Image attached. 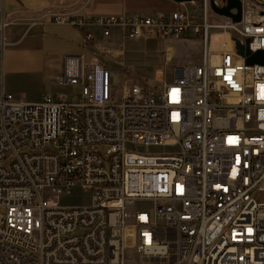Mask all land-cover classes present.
I'll return each instance as SVG.
<instances>
[{
  "label": "built area",
  "instance_id": "2783aa9c",
  "mask_svg": "<svg viewBox=\"0 0 264 264\" xmlns=\"http://www.w3.org/2000/svg\"><path fill=\"white\" fill-rule=\"evenodd\" d=\"M241 2L240 22L202 0L180 3H199L198 19L187 8L54 14L88 43L94 29L149 39L214 37L218 24L233 25L231 48L204 46L202 62L175 66L172 82L155 76L160 90L129 77L119 101V78L104 60L116 54L102 43L91 60L65 56L61 83L76 91L38 102L6 92L0 46V264H264V64L247 63L235 41L264 50V9H255L264 0ZM130 145L174 149L139 154ZM77 187L89 203L63 204ZM135 230L145 241H115ZM163 232L170 247L158 246Z\"/></svg>",
  "mask_w": 264,
  "mask_h": 264
},
{
  "label": "rangeland",
  "instance_id": "374dc122",
  "mask_svg": "<svg viewBox=\"0 0 264 264\" xmlns=\"http://www.w3.org/2000/svg\"><path fill=\"white\" fill-rule=\"evenodd\" d=\"M6 1V15L10 13V0ZM36 8V7H33ZM180 8H187L194 16H199L201 6L186 4ZM264 9V6L257 5L255 9ZM12 27H8V31ZM98 43L104 44L108 49L115 51L116 55L105 54L104 59L110 66L115 76L119 78L114 90L115 100L119 101L123 92L124 82L131 78L141 85L160 90L163 82L157 80L155 76L165 77L167 82H172L174 78V67L178 63L200 64L203 59V37L198 34H189L181 38L157 37L149 39H124L119 30H114L112 37H104L98 30ZM97 43V45H98ZM42 45V43H41ZM39 46L37 43H30L28 40L22 45L13 48H25ZM45 54L43 66L30 64L22 59L14 69L4 72V87L7 93H11L17 101L38 102L44 95L66 92L72 94L76 88L64 86L61 83L58 65L54 62L62 60L65 54L81 53L84 47L79 42L74 46L63 45L49 39L43 43ZM171 47V48H170ZM172 54V59L166 61V56ZM51 62V63H50ZM55 65H54V64ZM162 72V73H159ZM106 150V146L100 148ZM129 149L139 154L165 155L174 148L164 146H129ZM51 194V193H50ZM91 193L79 187L73 189L70 195L62 196V203L67 205H77L89 203ZM135 232H125V247H133V240H136ZM132 252L129 251L128 254Z\"/></svg>",
  "mask_w": 264,
  "mask_h": 264
},
{
  "label": "crops",
  "instance_id": "0c3cea01",
  "mask_svg": "<svg viewBox=\"0 0 264 264\" xmlns=\"http://www.w3.org/2000/svg\"><path fill=\"white\" fill-rule=\"evenodd\" d=\"M8 4L10 13L6 15L7 5L4 0L2 12L7 22L6 29L9 26L12 27L6 30L8 42L3 52L4 72L16 68L22 59L30 64L43 66L47 54L42 45L49 39H54L61 46H74L76 42H79L84 47L81 53L65 54L62 60L54 62L58 65L60 78L63 73L65 56L84 54L88 60H91V52L99 41L86 42L80 29L69 24L56 23L54 14H67L78 18L120 16L134 12L152 15L166 14L182 6L173 0H10ZM97 30L101 32L99 29H94L96 36ZM26 40L30 43H37L39 46L13 48L22 45ZM169 55L172 59V54ZM178 65L186 64L178 63Z\"/></svg>",
  "mask_w": 264,
  "mask_h": 264
},
{
  "label": "bare ground",
  "instance_id": "6f19581e",
  "mask_svg": "<svg viewBox=\"0 0 264 264\" xmlns=\"http://www.w3.org/2000/svg\"><path fill=\"white\" fill-rule=\"evenodd\" d=\"M211 0H202V8H210ZM5 16V15H4ZM4 24L7 25L3 17V12L0 11V27ZM220 34V35H218ZM233 34V25L218 24L217 34L213 36L204 35L203 44L204 46L213 45V49L221 48H231L230 35ZM3 36V29L0 28V37ZM7 42H4V38H0L1 50L4 51ZM127 220H135V211L127 212ZM136 241H145V233L143 230H136ZM115 241H123L125 244V232L121 234H115ZM172 245V237H170V232H163V236L158 237V246L160 247H170Z\"/></svg>",
  "mask_w": 264,
  "mask_h": 264
},
{
  "label": "water",
  "instance_id": "95a60500",
  "mask_svg": "<svg viewBox=\"0 0 264 264\" xmlns=\"http://www.w3.org/2000/svg\"><path fill=\"white\" fill-rule=\"evenodd\" d=\"M178 3H187L192 2L195 0H173ZM226 5L223 7L217 6L215 3V0H211V5L213 10L222 16L230 17L235 22H240L242 20V2L241 0H225ZM233 9H236L237 12H232ZM236 41V48L240 55L245 56L247 55V63L253 64V63H261L264 64V50L257 51L254 53H251L249 49V42L250 40H247L246 44H244L239 38L235 39Z\"/></svg>",
  "mask_w": 264,
  "mask_h": 264
}]
</instances>
